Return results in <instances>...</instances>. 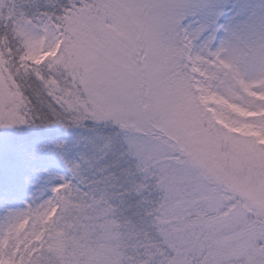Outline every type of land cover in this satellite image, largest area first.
Segmentation results:
<instances>
[{"label": "snow or ice", "instance_id": "obj_1", "mask_svg": "<svg viewBox=\"0 0 264 264\" xmlns=\"http://www.w3.org/2000/svg\"><path fill=\"white\" fill-rule=\"evenodd\" d=\"M0 264H264V0H0Z\"/></svg>", "mask_w": 264, "mask_h": 264}]
</instances>
